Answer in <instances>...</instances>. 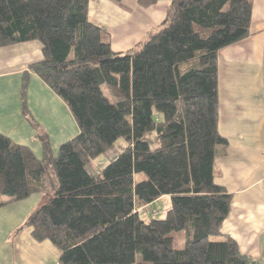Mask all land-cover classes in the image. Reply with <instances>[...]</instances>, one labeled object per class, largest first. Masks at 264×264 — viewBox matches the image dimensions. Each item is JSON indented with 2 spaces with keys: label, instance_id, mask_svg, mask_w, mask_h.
I'll use <instances>...</instances> for the list:
<instances>
[{
  "label": "trees",
  "instance_id": "obj_1",
  "mask_svg": "<svg viewBox=\"0 0 264 264\" xmlns=\"http://www.w3.org/2000/svg\"><path fill=\"white\" fill-rule=\"evenodd\" d=\"M252 2L174 0L159 26L115 53L88 17L89 0H0V48H42L20 86L42 156L0 133V208L39 195L19 230L50 242L57 264H258L222 232L231 195L214 180L227 146L217 129L218 54L249 36ZM30 74L77 125L55 154L27 109ZM163 197L164 218L141 219Z\"/></svg>",
  "mask_w": 264,
  "mask_h": 264
},
{
  "label": "crops",
  "instance_id": "obj_2",
  "mask_svg": "<svg viewBox=\"0 0 264 264\" xmlns=\"http://www.w3.org/2000/svg\"><path fill=\"white\" fill-rule=\"evenodd\" d=\"M172 1L155 0L144 8L137 0H89L88 17L107 31L112 51L122 53L164 21ZM41 59L36 41L0 48V133L38 158L42 150L22 115L20 86L23 72ZM217 80V129L227 146L218 148L214 180L231 195L222 232L242 254L264 264V0L252 2L249 36L219 51ZM26 102L33 120L48 134L54 154L75 137L69 109L35 74L29 75ZM39 202L40 196L33 195L0 208V264L58 263L57 249L48 241H34L31 229L13 234Z\"/></svg>",
  "mask_w": 264,
  "mask_h": 264
},
{
  "label": "rangeland",
  "instance_id": "obj_3",
  "mask_svg": "<svg viewBox=\"0 0 264 264\" xmlns=\"http://www.w3.org/2000/svg\"><path fill=\"white\" fill-rule=\"evenodd\" d=\"M40 129H43V128L40 127ZM76 130H77V126H76V123H75V135L77 133ZM33 139L36 140V141L39 140L36 137L35 138L33 137ZM122 145H124V142L122 140H119L114 145L113 149L116 151L117 148L118 147H121ZM114 150L110 151V153L108 155L110 156V155L114 154ZM96 165H98V162L97 163H94V164L92 163V168H94ZM165 199L166 200H163V198L162 199H159V200L151 203L150 205H148L147 210H142L140 212L141 219H143V220H150V219H162V218H164L165 213H166V210L169 207V203H170L168 197H166ZM153 212H156V214L154 215ZM20 228L21 227L19 225L17 227H15L14 230H13L14 232L12 231L13 234H16ZM10 239L11 240L13 239V236L12 235H10Z\"/></svg>",
  "mask_w": 264,
  "mask_h": 264
}]
</instances>
